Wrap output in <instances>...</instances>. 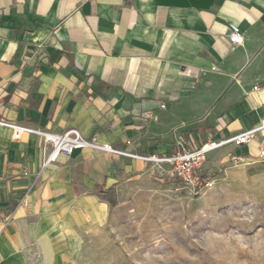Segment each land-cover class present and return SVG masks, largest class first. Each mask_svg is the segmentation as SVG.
<instances>
[{
    "label": "crops",
    "instance_id": "1",
    "mask_svg": "<svg viewBox=\"0 0 264 264\" xmlns=\"http://www.w3.org/2000/svg\"><path fill=\"white\" fill-rule=\"evenodd\" d=\"M229 23L241 45H230ZM263 118L264 0H0L1 120L161 155L180 137L193 150ZM252 143L258 152L252 141L206 160L256 158ZM49 149L0 126V264L54 252L87 216L103 223L112 206L98 189L113 190L117 205L172 178L90 149L43 167Z\"/></svg>",
    "mask_w": 264,
    "mask_h": 264
},
{
    "label": "rangeland",
    "instance_id": "2",
    "mask_svg": "<svg viewBox=\"0 0 264 264\" xmlns=\"http://www.w3.org/2000/svg\"><path fill=\"white\" fill-rule=\"evenodd\" d=\"M216 160L201 171L211 189L168 177L143 184L103 223L87 216L61 247L26 264H264V159Z\"/></svg>",
    "mask_w": 264,
    "mask_h": 264
},
{
    "label": "built area",
    "instance_id": "3",
    "mask_svg": "<svg viewBox=\"0 0 264 264\" xmlns=\"http://www.w3.org/2000/svg\"><path fill=\"white\" fill-rule=\"evenodd\" d=\"M228 41L232 47L241 45L243 34L235 23L228 24ZM258 87L255 86L254 89ZM0 126L12 130L13 138L19 139L23 134H35L40 136L50 149L44 158L42 166L55 162L60 156H69L75 149H90L101 151L115 156H123L132 159H140L154 165L159 171H167L168 175L177 179L182 185L198 193L213 187L214 181L201 175L207 155L225 146L238 148L257 141L258 152L256 158L264 159V118L258 125L243 130L225 139L217 141H206L196 149L189 150L184 147V139L179 138L177 150L172 154H146L139 155L127 149L115 148L111 144L101 142L96 135L84 136L77 129H67L62 133H53L43 129H35L27 126L17 125L0 119ZM127 145L130 143L127 141ZM236 162H242L245 157L234 156ZM167 167V168H164ZM25 175L28 171L25 170Z\"/></svg>",
    "mask_w": 264,
    "mask_h": 264
},
{
    "label": "trees",
    "instance_id": "4",
    "mask_svg": "<svg viewBox=\"0 0 264 264\" xmlns=\"http://www.w3.org/2000/svg\"><path fill=\"white\" fill-rule=\"evenodd\" d=\"M98 193L102 198L106 199L112 207H114L116 205V199H115V195H114L113 190H111V189H108V190L98 189Z\"/></svg>",
    "mask_w": 264,
    "mask_h": 264
}]
</instances>
